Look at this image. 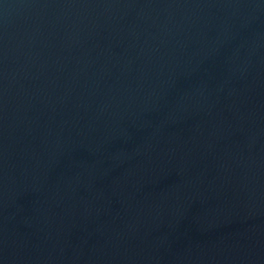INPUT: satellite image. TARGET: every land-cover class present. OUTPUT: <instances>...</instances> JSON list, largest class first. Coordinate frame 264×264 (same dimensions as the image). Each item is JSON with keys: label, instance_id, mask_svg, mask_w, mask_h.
I'll list each match as a JSON object with an SVG mask.
<instances>
[{"label": "water", "instance_id": "1", "mask_svg": "<svg viewBox=\"0 0 264 264\" xmlns=\"http://www.w3.org/2000/svg\"><path fill=\"white\" fill-rule=\"evenodd\" d=\"M0 264H264V0H0Z\"/></svg>", "mask_w": 264, "mask_h": 264}]
</instances>
